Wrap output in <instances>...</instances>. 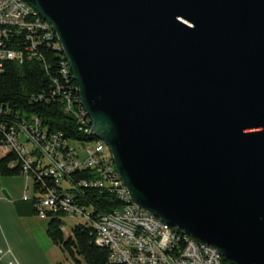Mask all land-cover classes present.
<instances>
[{
  "label": "water",
  "instance_id": "water-1",
  "mask_svg": "<svg viewBox=\"0 0 264 264\" xmlns=\"http://www.w3.org/2000/svg\"><path fill=\"white\" fill-rule=\"evenodd\" d=\"M23 1L133 204L228 264H264V0Z\"/></svg>",
  "mask_w": 264,
  "mask_h": 264
},
{
  "label": "built area",
  "instance_id": "built-area-1",
  "mask_svg": "<svg viewBox=\"0 0 264 264\" xmlns=\"http://www.w3.org/2000/svg\"><path fill=\"white\" fill-rule=\"evenodd\" d=\"M14 34L25 35L30 44L27 53L37 59L35 49L39 41L44 43L55 37L57 43L54 48L63 56L60 63L61 77L64 80L69 76L73 78L51 25L23 0H0V70L4 60L22 64L23 53L4 46V40ZM52 88V95H58L62 100L63 114L74 118L79 124V130L94 140L92 144L81 148L85 157L81 159L80 148L68 145L59 134L45 133L37 118L13 125L11 123L8 129L0 123V135H5V140L0 144V153H15L20 161L22 175H33L38 181L44 176H50L58 183L76 171L93 170L97 178L83 181L80 185L88 189L108 190L121 202L120 209L103 215L93 224L94 242L97 247L109 251V261L112 264H228L213 247L201 244L185 232L167 226L133 204L116 171L109 149L90 134L92 125L80 104L78 85V97L70 89L64 91L57 80H52ZM14 166L12 163L9 165L10 168ZM33 207L36 215L43 219L47 213L57 209L69 217L84 215L82 210L76 208L79 206L69 195L58 196L54 190L49 189L36 193ZM3 255L4 252L0 250V261ZM9 264H17V261L12 259Z\"/></svg>",
  "mask_w": 264,
  "mask_h": 264
},
{
  "label": "trees",
  "instance_id": "trees-1",
  "mask_svg": "<svg viewBox=\"0 0 264 264\" xmlns=\"http://www.w3.org/2000/svg\"><path fill=\"white\" fill-rule=\"evenodd\" d=\"M41 35V34H39ZM37 40V38L35 39ZM56 39L44 41L36 46L39 59L30 57L27 48L29 42L23 34H14L4 40L5 48L23 53L22 64L4 60L0 70V123L7 129L9 124L29 121L37 118L47 134H59L68 145H77L79 148L92 144L94 140L79 130V124L68 115L63 114V103L58 95H52V80H57L64 91L69 90L77 95V84L71 76L64 80L60 74L62 54L54 48ZM5 135H0V144ZM75 147V146H74ZM15 166L10 168V164ZM22 175L21 165L15 153H6L0 157V176L14 177ZM36 193L54 190L58 196L69 195L76 207L83 211V216H67L65 212L57 209L47 213L45 219L47 234L52 241L66 254L70 264H78L77 256L85 264H112L109 261V251L97 247L95 240L94 222L106 214L120 209L121 202L105 189H88L80 185L83 181L97 178L93 170L76 171L64 180L55 182L50 176L42 177L41 181L30 177ZM34 214L36 212L34 210ZM37 216V215H36ZM63 218L81 219L85 225H77L65 235L62 224ZM182 234L181 232H178Z\"/></svg>",
  "mask_w": 264,
  "mask_h": 264
},
{
  "label": "rangeland",
  "instance_id": "rangeland-1",
  "mask_svg": "<svg viewBox=\"0 0 264 264\" xmlns=\"http://www.w3.org/2000/svg\"><path fill=\"white\" fill-rule=\"evenodd\" d=\"M79 148L77 145H74ZM4 155L0 153V157ZM79 157L82 159L85 157V152L80 148ZM26 178L27 176H23ZM29 178V191L28 196L30 201L33 198L31 178ZM19 186L16 187L18 192ZM2 185L0 183V197L9 202L2 193ZM25 189L19 191V196L23 197ZM17 197V196H15ZM4 204L0 202V241H4V237L9 240V245L2 247L6 252L8 248L13 251L10 255L11 259H15L17 264H70L67 260L66 254L56 245L47 234V224L49 219H43L36 215L32 216L30 220H21L17 216L16 219L11 212L4 209ZM63 227L65 228V235L71 232V229L77 225H85L81 219H62ZM20 243L18 250L15 248V244ZM78 264H85L83 259L77 256ZM0 264H5L3 257Z\"/></svg>",
  "mask_w": 264,
  "mask_h": 264
},
{
  "label": "crops",
  "instance_id": "crops-1",
  "mask_svg": "<svg viewBox=\"0 0 264 264\" xmlns=\"http://www.w3.org/2000/svg\"><path fill=\"white\" fill-rule=\"evenodd\" d=\"M24 175H19V176H14V177H3L0 176V183L2 185L3 191L6 193V195L9 198H6L9 200V202L4 201L0 197V202L4 204V209L7 210L8 212H11V214L16 218L17 216L21 218V220H30L32 216H34V207H33V200L35 197V192H34V186H33V181L31 179V184H32V191H33V198L32 201H30V198L28 196V191H29V178H24ZM19 186L18 192H16V187ZM25 189V193L23 197L19 196V191ZM17 196V197H15ZM24 197H26L24 199ZM19 221V219L17 220ZM9 240H7L4 237V241L2 240V243L0 241V250L3 251L2 247L8 246L9 245ZM20 246V243L15 244V248L18 250V247ZM6 248V247H5ZM8 251H11V254L13 253L12 250L8 248L6 252H4L3 255V261H5V264H9V262L12 260L10 255L8 254ZM14 255V253H13Z\"/></svg>",
  "mask_w": 264,
  "mask_h": 264
}]
</instances>
